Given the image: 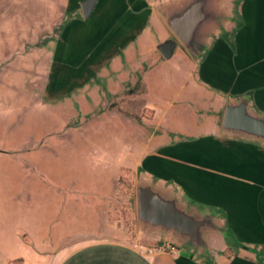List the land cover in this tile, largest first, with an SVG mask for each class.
I'll use <instances>...</instances> for the list:
<instances>
[{
  "label": "rangeland",
  "instance_id": "1",
  "mask_svg": "<svg viewBox=\"0 0 264 264\" xmlns=\"http://www.w3.org/2000/svg\"><path fill=\"white\" fill-rule=\"evenodd\" d=\"M73 2L0 0V264H53L54 242L83 233L78 213L92 212L118 184L117 216L124 236L136 240L135 182L150 136L181 137L167 133V124L191 131L175 107L157 125L156 101L180 106L199 91L190 89L195 64L179 46L167 60L150 50L160 29L156 16L144 33L112 41L80 31L64 37ZM138 80L158 95L143 90L126 100ZM114 98L117 112L107 109ZM197 117L208 115L198 110Z\"/></svg>",
  "mask_w": 264,
  "mask_h": 264
},
{
  "label": "crops",
  "instance_id": "2",
  "mask_svg": "<svg viewBox=\"0 0 264 264\" xmlns=\"http://www.w3.org/2000/svg\"><path fill=\"white\" fill-rule=\"evenodd\" d=\"M73 1L62 36L80 31L112 41L128 31L144 33L150 16H156L160 29L150 50L163 60L158 46L174 39L165 16L186 0L173 7L175 0H96L88 18L81 11L83 0ZM211 8L219 19L205 26L198 51L191 56L177 44L195 64L190 89L199 93L186 96L180 106L170 99L153 104L161 112L158 126L175 107L190 120L191 131L167 124V133L178 131L181 137L152 134L139 166L141 180L135 182L136 188L149 186L187 215L203 219L200 243L138 221L136 240H129L117 216L122 201L118 184L103 193L92 212L78 213L83 233L70 231L54 242L59 253L53 264H264V141L221 126L225 107L242 101L251 114L264 118V0H212ZM140 83H135L137 92L125 90L126 100L143 90L158 95ZM119 105L114 98L107 109L117 112ZM198 110L208 117L198 118ZM150 113L154 119L156 111ZM77 206L84 208L80 202ZM156 241L162 242L160 249L151 245Z\"/></svg>",
  "mask_w": 264,
  "mask_h": 264
},
{
  "label": "water",
  "instance_id": "3",
  "mask_svg": "<svg viewBox=\"0 0 264 264\" xmlns=\"http://www.w3.org/2000/svg\"><path fill=\"white\" fill-rule=\"evenodd\" d=\"M211 2L212 0H186L165 16V22L174 39L158 46L163 58L169 59L177 44L191 56L198 51L205 26L219 19L211 8ZM95 3L96 0L81 1L84 18L90 16ZM221 126L225 131L264 141V118L251 114L245 101L225 107ZM136 212L139 225L174 231L194 244L201 241L200 230L204 226V220L187 215L177 207L176 201L164 197L149 186H137Z\"/></svg>",
  "mask_w": 264,
  "mask_h": 264
},
{
  "label": "trees",
  "instance_id": "4",
  "mask_svg": "<svg viewBox=\"0 0 264 264\" xmlns=\"http://www.w3.org/2000/svg\"><path fill=\"white\" fill-rule=\"evenodd\" d=\"M156 249H160L162 247V242L156 241L151 243ZM9 264H22V260H15L10 262Z\"/></svg>",
  "mask_w": 264,
  "mask_h": 264
},
{
  "label": "built area",
  "instance_id": "5",
  "mask_svg": "<svg viewBox=\"0 0 264 264\" xmlns=\"http://www.w3.org/2000/svg\"><path fill=\"white\" fill-rule=\"evenodd\" d=\"M150 253L152 252V250L149 251Z\"/></svg>",
  "mask_w": 264,
  "mask_h": 264
},
{
  "label": "flooded vegetation",
  "instance_id": "6",
  "mask_svg": "<svg viewBox=\"0 0 264 264\" xmlns=\"http://www.w3.org/2000/svg\"><path fill=\"white\" fill-rule=\"evenodd\" d=\"M82 11V10H81Z\"/></svg>",
  "mask_w": 264,
  "mask_h": 264
}]
</instances>
